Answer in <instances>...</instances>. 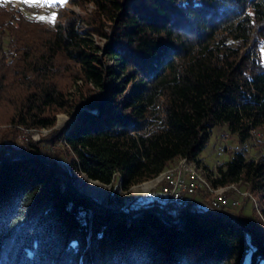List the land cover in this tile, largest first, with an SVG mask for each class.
<instances>
[{
  "label": "trees",
  "instance_id": "1",
  "mask_svg": "<svg viewBox=\"0 0 264 264\" xmlns=\"http://www.w3.org/2000/svg\"><path fill=\"white\" fill-rule=\"evenodd\" d=\"M65 1L51 26L0 1V160L22 156L0 164V264H264V156L232 152L211 180L250 192L249 216L247 197L237 213L188 199L171 214L158 197L126 211L117 194L198 163L216 128L264 133V0ZM59 114L73 119L62 130ZM60 173L76 191L82 176L110 185L107 209ZM185 210L181 226L127 218Z\"/></svg>",
  "mask_w": 264,
  "mask_h": 264
},
{
  "label": "rangeland",
  "instance_id": "2",
  "mask_svg": "<svg viewBox=\"0 0 264 264\" xmlns=\"http://www.w3.org/2000/svg\"><path fill=\"white\" fill-rule=\"evenodd\" d=\"M0 1L1 3L5 4L8 7L12 6L14 8L21 10L25 14V16H27L28 18L34 19L37 21H42L46 23L48 26H51L55 20V19L53 20V17H55L54 15L56 13L55 11L56 5L59 4V5L64 6L66 2L65 1L61 3L60 0H50V2H45V0H35L34 3L29 4V3H25L24 0H0ZM67 8L79 14V10L77 6H67ZM82 26L83 28H85L84 25ZM0 39L3 42L4 41L7 42L6 37H3L0 35ZM4 45L3 47H5ZM260 57L262 61H264V49L261 52ZM72 120L73 119L66 114H59L56 116V125L57 123L59 127H65L66 125L65 128H67V126L71 123ZM61 121H64L65 124L62 125ZM56 125L54 128L58 130L59 127L57 128ZM48 132L49 131H46L45 129L39 132L30 130L29 137L37 141L39 140L40 136H43L47 134ZM212 135L213 136H211V138L209 139L207 146L202 150L201 153H199L197 157L199 162L198 163L192 162L193 165L196 164L195 166L198 167L194 169V171L197 174H198V171L200 170L198 174L199 175L198 179H200L199 183H200L201 190L200 189L196 190L197 192L195 193L193 197H190V201H189V203H192L194 205L196 210H201L202 208L206 210L210 209L209 208L210 203L214 199V194L211 192H208L209 190H208V187L206 186H209L211 189L213 188L212 190L214 191L216 188H220V187H214L212 185L211 180H213L216 177L217 167L220 166L224 161L226 160L228 161L232 152L241 151L242 153H244L246 157L255 158V160L256 158L260 156H264V133H260L258 131L255 132L253 134L254 139L249 140L245 143H239V140L238 138H236V136L228 135L227 131L222 127L214 129ZM22 139H25V137L20 136L16 141H12L14 143L13 145L16 147H20L23 143L21 141ZM54 154L56 155V153ZM58 159L62 160V158H58ZM181 161L183 160L176 161L175 163L172 164L171 167L167 168L164 171L178 167ZM87 179L88 178H86L85 176H82L81 179L78 180V187L80 191L93 195L98 200H100L101 203L109 196L110 197L113 196V194L111 193L113 189L111 190L110 185L97 184L95 186L97 190H95L94 192L93 190L90 191L91 184L87 181ZM158 179H159V176L150 181H146L139 185H135L127 191L118 190L117 194L119 197L122 198V208L127 211V210H132V209H140L144 207L146 208L148 205H150L153 202L160 203L158 201L159 197L157 198V195L159 194L158 188H157ZM230 185H234V184H230ZM114 186H116V183H114ZM203 188H206V190L205 189L203 190ZM226 194L228 195L227 201H226L227 206L225 205L224 208H221L219 210L223 212L228 211L231 213H237L240 210L239 207L242 204V200L246 197L250 199V201L244 203V208H245L243 210L244 214L249 216L251 214L252 208L255 209L256 211L258 210L259 205H258L257 199L254 198L250 192L243 190L238 185H234V188H231V190H229L227 193L225 192V195ZM235 202H238L236 207L231 205L232 203H235ZM160 204L162 206H167L171 214H178L174 212L173 209H171V207L167 205L166 203L162 202ZM198 205L200 206V208L198 207ZM108 207L118 209V206L116 203H111ZM186 210L184 212H186ZM230 216L236 217L233 215H230Z\"/></svg>",
  "mask_w": 264,
  "mask_h": 264
},
{
  "label": "bare ground",
  "instance_id": "3",
  "mask_svg": "<svg viewBox=\"0 0 264 264\" xmlns=\"http://www.w3.org/2000/svg\"><path fill=\"white\" fill-rule=\"evenodd\" d=\"M61 124L63 125V124H65V122L64 121H61ZM183 161H181L179 164V166L178 167H176V168H174V169H170V170H167V171H164L160 176H159V179H158V187L157 188H168L169 186H171V185H173V177L172 176H174L175 175V173H179V172H183V173H189V180H192V181H194V182H196V183H198V184H200L199 183V180L200 179H198L199 177V172H200V170L198 171V170H196V171H198V174L194 171V169L197 167V166H195L196 164H192V162H190V161H188V160H185V159H182ZM181 166V167H180ZM192 166H194V167H192ZM198 168V167H197ZM205 174V173H204ZM212 176V175H211ZM208 177V176H207ZM206 179V178H205ZM91 184V189H90V191H92L93 190V192L95 191V190H97V188L95 187L97 184H95V183H90ZM203 185V184H202ZM235 185V184H234ZM234 185H229V187L228 186H226V187H223V188H216L215 189V191L214 190H212L209 186H206V187H208V192H211V193H213L214 194V199H213V201H211V203H210V206L212 207V208H214L215 210L217 209L218 210V202H219V209H221V208H224V206L226 205L227 206V204H226V202H220V201H222V200H224V199H226L227 198V194L225 195V192L227 193L229 190H231V188H234ZM205 186V185H204ZM210 186H212V185H210ZM198 189H200L201 190V188H200V186H192V188H191V195L193 196V195H195V193L197 192L196 190H198ZM206 190V188H203V190ZM237 189V188H236ZM89 191V192H90ZM233 191V190H232ZM237 192V191H236ZM245 196V195H244ZM212 198V197H211ZM159 201H161V202H164L165 203V201H163V199L161 198V197H159ZM167 205H170L169 203H166ZM187 204H188V199H179L178 201H177V206L176 207H174L173 205H170V206H172L174 209H176V210H181V209H184L185 207H187ZM237 204H238V202H235V203H232L231 205L232 206H237ZM239 206V205H238ZM229 208V207H228ZM184 212V211H183Z\"/></svg>",
  "mask_w": 264,
  "mask_h": 264
},
{
  "label": "water",
  "instance_id": "4",
  "mask_svg": "<svg viewBox=\"0 0 264 264\" xmlns=\"http://www.w3.org/2000/svg\"><path fill=\"white\" fill-rule=\"evenodd\" d=\"M57 128L59 127V125H58V123H57ZM65 127H66V125H65ZM65 127H59V129H64ZM22 156H16V157H5V158H3V159H1L0 160V164H2L4 161H6V160H9V159H17V158H21ZM50 167H52V168H54V169H57L54 165H52V164H48ZM60 175H61V178H62V180H63V182H64V184L72 191V192H74L77 196H79V197H82V198H85V199H90V201L94 204V205H96V206H98V207H100V208H106V207H103V205H102V203H101V201L100 200H98L96 197H94L93 195H91V194H87L86 192H82V191H76L72 186H71V184L69 183V181H68V179L65 177V175H63L62 173H60ZM87 181L89 182V183H96V184H101V183H99L98 181H93V180H90V179H87ZM107 209V208H106ZM109 210H111V211H113V212H116V213H118V214H120L119 212H118V209L117 208H108ZM148 212H153V213H155V214H157L167 225H171V226H181V224H182V221H184L183 220V215L184 214H187V212H182L181 213V215L179 216V218L177 219V220H174V221H171L169 218H168V216L165 214V213H163V212H161V211H144V212H141V213H139V214H137L136 216H134V217H132V218H129V217H127L128 218V220H137L139 217H141L142 215H144V214H146V213H148ZM194 216H199V215H197V214H193ZM208 216H212V217H222V218H227V219H229V220H231V221H234V222H237V223H241V224H243L245 227H248V228H250L251 230H254V228L250 225V224H248L247 222H244V221H242V220H240V219H238V218H236V217H232V216H229V215H219V214H210V215H208Z\"/></svg>",
  "mask_w": 264,
  "mask_h": 264
},
{
  "label": "built area",
  "instance_id": "5",
  "mask_svg": "<svg viewBox=\"0 0 264 264\" xmlns=\"http://www.w3.org/2000/svg\"><path fill=\"white\" fill-rule=\"evenodd\" d=\"M173 178V185L169 186L168 188H158V195L157 197H161L165 203H169L174 207L177 206V201L179 199H190L191 195V188L192 186H200V184L189 180V173H175ZM227 198L220 201L226 202ZM218 210H219V202H218Z\"/></svg>",
  "mask_w": 264,
  "mask_h": 264
},
{
  "label": "snow or ice",
  "instance_id": "6",
  "mask_svg": "<svg viewBox=\"0 0 264 264\" xmlns=\"http://www.w3.org/2000/svg\"><path fill=\"white\" fill-rule=\"evenodd\" d=\"M24 2L31 4V3H34L35 0H24ZM45 2H50V0H45ZM60 2L63 3V2H65V0H60ZM41 19H43V18H41ZM54 19H55V17H53V20Z\"/></svg>",
  "mask_w": 264,
  "mask_h": 264
},
{
  "label": "crops",
  "instance_id": "7",
  "mask_svg": "<svg viewBox=\"0 0 264 264\" xmlns=\"http://www.w3.org/2000/svg\"><path fill=\"white\" fill-rule=\"evenodd\" d=\"M198 203H199V202H198ZM199 205H200V204H199ZM199 205H198V207H200Z\"/></svg>",
  "mask_w": 264,
  "mask_h": 264
}]
</instances>
